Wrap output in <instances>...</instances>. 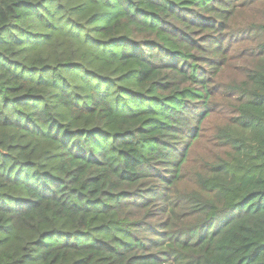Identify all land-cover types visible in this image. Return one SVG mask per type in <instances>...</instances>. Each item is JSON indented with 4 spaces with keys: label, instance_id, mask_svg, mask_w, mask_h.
Returning <instances> with one entry per match:
<instances>
[{
    "label": "trees",
    "instance_id": "obj_1",
    "mask_svg": "<svg viewBox=\"0 0 264 264\" xmlns=\"http://www.w3.org/2000/svg\"><path fill=\"white\" fill-rule=\"evenodd\" d=\"M0 264H264V0H0Z\"/></svg>",
    "mask_w": 264,
    "mask_h": 264
}]
</instances>
